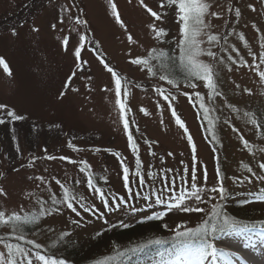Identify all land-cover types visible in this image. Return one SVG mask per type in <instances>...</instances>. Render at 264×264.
Returning a JSON list of instances; mask_svg holds the SVG:
<instances>
[{"label": "rangeland", "instance_id": "obj_1", "mask_svg": "<svg viewBox=\"0 0 264 264\" xmlns=\"http://www.w3.org/2000/svg\"><path fill=\"white\" fill-rule=\"evenodd\" d=\"M113 2L126 27L116 22L108 0H0V56L12 73L8 75L0 67V104L6 105L0 109V119L5 121L0 124V188L6 193L0 195V210L21 215L38 212L39 198L52 211L37 224L26 226L23 240L16 239L20 233L11 226H0L4 238L0 251L6 252L5 244L11 242L60 258L66 240L79 243L115 224L148 220L150 215L162 216L168 237L173 238L181 225L203 223L216 204L223 214L229 204L257 207L256 218H264V202L256 198L264 192V181L258 179L264 176V168H260L264 164V79L260 77L264 71V0H210V12L216 15L206 17L212 27L205 31L221 39L210 44L204 36L202 47L217 52L223 60L217 63L206 54L201 59L216 65L221 95L213 97L203 87L196 91L204 97L215 129L199 106L200 100L189 99L193 90L183 80L178 90L159 80V74L154 77L146 67L132 63L147 58L152 49L179 54L176 8L166 0H144L160 14L161 19L156 20L141 0ZM236 8L241 11L239 17ZM77 17L87 24L77 23ZM153 24L168 35L157 39L150 27ZM65 37L69 38L67 48ZM77 48L80 60L74 56ZM104 62L127 77L124 87L129 94L122 93V98L127 102L128 129L123 127L115 104L114 78ZM159 63L153 61L157 67ZM160 88L172 94L169 100L159 94ZM61 93H65L62 98ZM172 108L187 132L176 123ZM8 111L25 119L13 120ZM245 113H255L261 126L252 124ZM129 132L137 142L136 151L128 140ZM241 137L249 141L247 148ZM49 154L68 159L48 160ZM125 167L129 168V181L123 179ZM41 176L45 182L29 179ZM93 176L98 184L89 186ZM219 179L226 188L224 199L210 191L218 187ZM57 180L77 196L73 203L79 216L64 205H52L51 196H63ZM192 184L202 189V201L191 198L185 203L203 208V212L169 211L154 203L157 196L171 203L182 191L190 192ZM81 203L92 211H84ZM232 235L218 234L217 246L229 249L225 240ZM28 240L41 248L37 250ZM129 248L124 244L117 253L90 264H119V253ZM33 264L42 262L33 258Z\"/></svg>", "mask_w": 264, "mask_h": 264}, {"label": "snow or ice", "instance_id": "obj_2", "mask_svg": "<svg viewBox=\"0 0 264 264\" xmlns=\"http://www.w3.org/2000/svg\"><path fill=\"white\" fill-rule=\"evenodd\" d=\"M108 3L111 7L113 16L117 23L122 27L124 25L123 20L120 17V14L117 10L116 4L113 0H108ZM141 4L147 8V11L151 13L156 20H160L161 16L158 12L153 11L150 7L144 4V0H141ZM168 6H174L176 8V22L179 26V36L176 41V48L179 51L178 55H171L164 50L152 49V52L147 58H136L132 60V63L139 65L141 67H146L148 72L152 76H157L161 81H165L168 85L180 89V81L183 80L185 86L193 90L192 96H189V99L200 100V107L204 111L205 117H208V123L213 126L215 129V124L213 120L209 117L210 109L204 103V97L199 91H196L197 88L203 87L210 90V94L213 97L221 95L218 87V75L216 71V65L214 63L205 62L201 59L202 56L206 54L207 57H211L213 61L219 63L222 62L223 58L218 56L217 52L206 50L202 47L204 43L202 37L207 36V41L212 44H218L221 37L210 34L206 32V29L212 27V25L206 20L208 15H216V13L210 12L211 3L210 0H166ZM165 6L164 3L160 5L161 8ZM235 16H241V11L239 8L235 9ZM77 23L87 24L86 20H81L79 17L76 18ZM63 22V21H61ZM55 27V25H52ZM157 39L165 37L168 35L167 31L160 27L157 28L154 24L150 25ZM75 30V29H73ZM33 31H38V29H33ZM15 30H13V35H15ZM81 39H84L81 36ZM131 36L129 35V40L131 41ZM241 40H244V36H240ZM134 42V41H132ZM63 45L65 48L69 45V38L65 37L63 39ZM74 56L77 60L81 59V50L77 48L74 51ZM231 59V57H229ZM103 60V58H102ZM153 61H159V66H155ZM235 63V61H233ZM0 67L11 75V69L9 68L8 62L3 56H0ZM104 67L114 78V95H115V104L118 108V111L123 117V127L124 129L129 128V119L127 118V102L122 98V93L126 96L129 94L127 88L124 87L127 77L123 76L121 73L117 72L109 63L104 62ZM75 75V73H73ZM260 77L264 79V71L260 72ZM107 90V89H106ZM160 95L164 97L165 100H169L171 93L166 94V90L160 88L157 89ZM65 93H61V98ZM185 96H188V92H184ZM231 106V105H230ZM6 105L0 104V109H5ZM7 115L13 120L20 121L25 119L23 115H17L14 111H8ZM172 115L176 118V123L184 129L185 132L188 131L185 126L184 121L177 114L175 108H172ZM249 118V121L260 127L259 119L255 113H245ZM5 123L3 119H0V124ZM213 138H216L215 131H213ZM191 140V136L188 137ZM243 140L244 146L247 148L249 146V141L241 137ZM128 140L131 142L133 151L137 150V142L133 139L132 133L129 132ZM70 147L75 149V145L69 144ZM79 151V149H75ZM264 150V149H262ZM47 153V149L44 150ZM99 151V149H97ZM192 152H196V145L193 142ZM171 155V154H170ZM48 160H65L68 157H56L53 155H46L45 157ZM35 160V158H34ZM72 163H77L76 161H71ZM84 164L85 168L89 167L86 161H80ZM31 166V165H30ZM244 167L251 172V168L248 165ZM260 168H264V164L260 165ZM84 169H81L83 171ZM137 176L140 175L139 171L136 173ZM29 179H37L41 182H45L44 177H29ZM55 179V177H53ZM124 181L130 180L129 168H124ZM193 179L195 177L193 176ZM261 181H264V176L258 177ZM204 180H207L206 171L204 173ZM238 182V181H237ZM57 184H60V181H56ZM89 186H92L91 178L88 181ZM175 183V181H173ZM191 191H182L178 196L173 197V202H166L161 196H157L154 203L157 205H164L169 211L173 208H182L185 212H203L204 209L200 207H190L185 201L191 198H194L196 201H202V196L200 195L202 189L197 184L191 185ZM60 190L63 192V196L57 198L56 196H51L52 205H64L67 209H70L77 216L80 215V212L77 211V207L74 205V201L77 200V196L67 186L60 184ZM211 192L219 193L220 199L226 198V188L223 184V180H218V187L214 186L210 189ZM0 195H6L3 188H0ZM29 196L32 193L28 194ZM101 198L103 199V192L100 193ZM256 198L259 201L264 202V192L257 194ZM37 203L40 205L38 212H25L23 215L13 211L11 214L7 213L5 210H0V226H11L13 232L20 233L16 236V239L23 240V232L26 226L35 225L37 222L46 215L52 214L51 209H45L44 205L47 201L37 199ZM80 207L84 211H92V209L87 208L83 203L80 204ZM117 209L119 205L115 206ZM221 205H213L211 209V214L208 219L204 220L197 227H186L181 225L179 228L174 230V237L171 241V247L166 249L165 252L159 253V260L157 264H205L206 261H209L210 264H238V262H243V264H253L251 260L246 259L245 257L238 254L237 251H226L224 248L218 247L215 242L218 234H236L242 235L259 230V234L264 237V221L258 223L246 222L241 219H237L234 216H229L227 214H222ZM56 212H59L60 209L56 208ZM135 211V209H133ZM165 215L167 213H164ZM148 220L162 219V216H148ZM72 223L79 224V220H73ZM115 227V225H113ZM122 227L128 228L130 225L128 223H123ZM167 227V225H165ZM183 230H180V229ZM64 235H68L65 233ZM99 235V233H98ZM4 238L0 237V241ZM28 244L35 245V248L38 250L41 248L40 244L35 243L32 240L27 241ZM169 243L161 239L149 240L146 245H141L139 248H133L129 251L136 252L142 251L143 248L152 245H163ZM55 247V245L53 246ZM6 252L0 251V264H33V258L42 264H68L65 259L57 258L55 253L44 255L39 251L32 252L30 249H25L20 244H15L8 242L5 244ZM119 255H124V253H119ZM109 260H114L115 257H109ZM98 264H107V262H98Z\"/></svg>", "mask_w": 264, "mask_h": 264}, {"label": "trees", "instance_id": "obj_3", "mask_svg": "<svg viewBox=\"0 0 264 264\" xmlns=\"http://www.w3.org/2000/svg\"><path fill=\"white\" fill-rule=\"evenodd\" d=\"M91 180L92 183L98 184L97 177L93 176ZM229 205L225 209V214L229 216L252 223H258L260 220L264 221V218H256L257 207H246L242 203L240 205ZM128 224L130 225L128 228L115 224V227L112 226L107 231L100 232L99 235L95 234L89 240L79 243L66 240L63 255H60V258H64L68 264H90L102 257L117 253L122 245L127 244L130 248L123 252L124 255H121L119 264H157L160 258L159 253L165 252L166 254V249L171 247L173 239L168 237L167 229L162 220H135ZM155 239H161L169 243L163 245L152 244L143 248L142 251H129L133 248H139L141 245H146L149 240Z\"/></svg>", "mask_w": 264, "mask_h": 264}, {"label": "bare ground", "instance_id": "obj_4", "mask_svg": "<svg viewBox=\"0 0 264 264\" xmlns=\"http://www.w3.org/2000/svg\"><path fill=\"white\" fill-rule=\"evenodd\" d=\"M237 239L244 242L241 243L237 241ZM225 241L226 246L231 248V250L227 251H237L241 256H244L247 253L251 254L254 252V258L252 259L253 264H264V237H262L261 235L254 239L250 234H234L227 238ZM205 264H210V258L209 261H206Z\"/></svg>", "mask_w": 264, "mask_h": 264}]
</instances>
